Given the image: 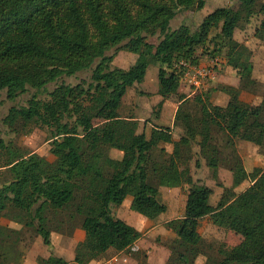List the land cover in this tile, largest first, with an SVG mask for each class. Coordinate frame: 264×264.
<instances>
[{
    "label": "trees",
    "instance_id": "16d2710c",
    "mask_svg": "<svg viewBox=\"0 0 264 264\" xmlns=\"http://www.w3.org/2000/svg\"><path fill=\"white\" fill-rule=\"evenodd\" d=\"M205 2L0 0V93L13 99L33 88L49 97L44 100L32 94L26 106H12L4 122L11 130H16L18 122L51 128L50 152L54 156L49 161L9 150L0 137V150H8L4 166L11 170L9 180L0 184V249L9 245L7 233L16 232L13 224L23 219L49 245L52 229L60 230L64 222L78 218L79 226H75L84 232V247L72 261L102 262L108 259L106 254L114 251L116 256L134 244L129 227L113 215L111 206L121 205L129 195L130 209L144 218L164 213L167 206L160 200L161 188L182 186L180 160L199 155L214 176L219 166H225L233 175L234 187L242 182L237 142L246 139L264 154V92L257 95L255 106L242 100L240 93L254 94L264 82L253 76L250 57L254 47L236 40L234 32L259 13L251 36L264 40V0H239L236 9L217 7L193 31L185 24L170 28L178 10H200ZM213 28L217 32L210 36ZM150 37H156V42H149ZM111 48L135 54L134 63L126 69L112 68L114 53L107 54ZM198 49L210 59L226 62L238 77L237 86H221L228 97L222 109L211 108L207 94L199 113H194L184 107L190 100L183 95L172 127L153 124L148 136L138 131L135 117L120 115L127 89L142 82L148 66L156 61L161 96L157 106L161 108L182 82L181 62H202ZM235 59L245 63L234 65ZM85 70H90L89 80L59 83L47 90L49 83ZM103 89L108 92L106 98L101 96ZM174 128L180 129L182 141L169 150ZM215 129L224 135V147L232 148L233 165L220 161ZM110 149L122 152L120 177L105 162ZM247 175L249 186L230 201L215 205L209 202L212 189L187 177L183 215L166 223L183 250L177 257L181 264H188L187 253L200 245L198 224L205 216L242 237L237 245L223 250V259L217 264H264V169L258 175L252 170ZM57 216L59 220L54 219ZM53 219L56 223L51 227ZM21 255L19 250L10 260ZM46 260L48 264H68L53 254Z\"/></svg>",
    "mask_w": 264,
    "mask_h": 264
},
{
    "label": "rangeland",
    "instance_id": "374dc122",
    "mask_svg": "<svg viewBox=\"0 0 264 264\" xmlns=\"http://www.w3.org/2000/svg\"><path fill=\"white\" fill-rule=\"evenodd\" d=\"M238 5L239 0H206L205 6L200 10H178L170 22V28L174 29L181 24H185L193 31L197 28L203 17L217 7H232L236 9ZM258 23L259 13H255L251 16L248 23L243 24L242 27L235 30L234 36L236 40L241 42L250 41L249 48L252 49L254 47L253 51L251 50L252 55L250 57L252 58L254 56L252 58L254 62V75L264 77V40L258 41L252 37ZM216 32L217 29L213 28L210 36H213ZM148 40L154 43L156 42V37H150ZM111 53H114V58L111 62L112 68L119 67L126 69L136 59L135 54L125 50L115 51L114 48H111L107 54ZM197 53H199L198 55H200L202 62H207L206 60L210 59L209 55L204 54L205 52L202 49H198ZM244 63L243 60L238 59H235L233 62L237 66L243 65ZM158 65L159 63L156 61L148 66L145 79L128 88L120 108V115L135 117L138 121V131L145 132L147 136L149 135L151 124L157 120V115L162 112V108H158L157 106L159 98L156 96L158 88L156 77ZM213 69L216 75L215 78L210 80L201 89H194L181 82L186 87L187 93L192 92L193 94L189 98L190 101L184 107H187L194 113H199V106L207 94L209 95V100L212 98L210 101L213 103L218 101L220 104H223L227 98V94L221 89V86L230 85L235 82V72L226 62L217 60ZM89 78L90 70L80 71L73 76H63L57 83H49L46 87L50 91L56 84H75L81 80L87 81ZM262 92H264V84L258 86L254 94L246 92V98L251 99L249 103L255 106L258 102L257 95H260ZM34 93L39 99L46 100L49 98L47 94L38 93L33 88H29L26 92L17 95L13 99L8 98L5 92L0 93V137L7 144L9 150H15L25 155L32 154L36 157L52 161L54 160V156L50 152L51 128L35 123L22 126L18 122L16 130H11L4 122V118L12 106H26L27 101ZM107 93V90L103 89L101 96L106 98ZM212 102L208 101L211 108L213 107ZM173 107L172 103L169 102L167 104L164 110V120L171 118ZM97 120L95 119V122ZM70 122L73 123V120H70ZM172 132L174 133V139L172 146H168L169 150L171 147H179L182 141L179 128H174ZM213 136L214 143L220 151V158L222 159L220 161L228 165H233L236 159L229 156L232 148L224 147V135L215 129L213 130ZM192 146L194 151L198 150L197 146ZM255 147L239 148L238 145V148H236L237 154L243 157V159H240L241 161L243 160L242 167L238 170V176L242 177L243 180L239 185V189L236 191L233 186V175L227 167L219 166L216 171V176H214L212 170L206 165L205 159L199 155H193L190 162L189 160L182 159L179 164L183 176L182 186L176 188H161L160 200L167 206V210L164 213L153 219L144 218L131 210L129 205L125 203L127 200L130 202V197L125 198L122 206L112 205L113 215L124 220L134 237V245L137 247L136 250L126 249L124 252L119 253L118 255L121 257L119 262L123 264H181V261H178L177 257L178 253H181L183 250L174 242L176 235L166 223L169 220L179 218L183 215L188 187L185 184L187 177L189 176L194 182L205 184L212 189L209 198L210 203H226L234 197L237 191L246 188L251 183V179L247 175L249 157L252 158V171L254 175H258L264 169L263 149L261 150L257 146ZM7 159L8 150H0V184L9 180L11 170L7 166H4ZM194 161L198 162V164L195 165ZM105 162L115 171L116 176L120 177L122 152L110 149ZM48 217H51L50 214H48ZM58 218L57 216L54 219L59 220ZM54 219L50 223L51 227L56 223ZM3 220L6 222L7 219ZM26 223L27 220L23 219L20 223L13 224L15 227L13 229H16V232L7 233V236H5V238H8L6 239V244L9 245L0 249V260L2 264H48L46 258L49 254L61 256L68 264H74L72 261L73 255L76 252H81L84 247L83 237L78 233L79 229L75 226H79L78 218L72 223L64 222L60 230L54 231L52 229L49 245L44 244L42 239L37 235L34 227ZM198 232L202 241L196 251L187 253L186 258L188 264H217L223 259V250L237 245L242 239L239 234L213 224L208 216L199 219ZM19 250L23 256L21 255L18 260H10V257ZM113 253L106 254V259H108L102 262H96V264H107L115 256L112 255Z\"/></svg>",
    "mask_w": 264,
    "mask_h": 264
},
{
    "label": "crops",
    "instance_id": "0c3cea01",
    "mask_svg": "<svg viewBox=\"0 0 264 264\" xmlns=\"http://www.w3.org/2000/svg\"><path fill=\"white\" fill-rule=\"evenodd\" d=\"M249 42L250 41H247V42H245L246 44H249ZM254 56H252V58H253ZM252 58H251V61H252V64H253V76L255 77V78H257V79H259V80H261L262 82H264V77H257V76H255L254 75V62H253V60H252ZM133 64V63H132ZM131 64V65H132ZM151 65V64H150ZM149 65V66H150ZM156 77H157V74H156ZM234 77H235V82L233 83V84H230V86H237L238 85V77L237 76H235L234 75ZM144 79H145V77H144ZM237 80V81H236ZM158 81V80H157ZM128 90V89H127ZM157 94H156V96H158V101H157V103L161 100V96L158 94V88H157V92H156ZM183 95H185L186 96V98L187 99H189V98H191L192 97V92L191 93H187V90H186V87H184L181 83L173 90V92H171V93H169L168 95H167V97L165 98V100L163 101V103H162V106H161V108H162V112L157 116V120H155L154 121V123H152L151 124V127H152V125L153 124H157V125H170L171 127H172V124H173V120H174V115H175V112H176V109H177V107H178V105H179V103L183 100ZM246 96H247V93H246V91H242L241 93H240V98L242 99V100H244V101H246V102H250V100L251 99H249V98H246ZM124 97V96H123ZM212 99V98H211ZM210 99V100H211ZM122 100H123V98H122ZM122 100H121V103H122ZM209 100V102H212V101H210ZM227 100H228V97L226 98V100H225V102L223 103V104H220L218 101L217 102H212V104H213V107L215 106L216 108H219V109H222L225 105H226V103H227ZM172 103L173 104V114L171 115V118H168V120L166 119V120H164L163 119V116H164V110L166 109V106H167V104L168 103ZM221 107H220V106ZM173 135H174V133H173ZM173 135H172V137H173ZM241 135L242 134H240V137H241ZM174 139V138H173ZM238 145H239V148L240 147H248V148H256L255 147V145L252 143V142H250V141H248V140H246V139H241V140H239L238 142H237V147H238ZM111 150H117V149H111ZM117 151H119V150H117ZM119 152H121V151H119ZM240 155V154H239ZM240 157H241V159H243V157L240 155ZM184 160V159H183ZM182 160H180L179 161V164H180V162H181ZM243 161V160H242ZM189 162H190V160H189ZM195 162V161H194ZM247 166L249 167V169H247V172H249V171H251L252 170V158L251 157H249V163L247 164ZM241 184V183H240ZM239 184V185H240ZM239 185L238 186H236L235 187V191L237 190V189H239ZM250 185V184H249ZM248 185V186H249ZM245 189V188H244ZM244 189H241L240 191H237V193H239V192H241V191H243ZM236 193V194H237ZM127 197H130L129 195L127 196ZM126 197V198H127ZM130 202H131V197H130ZM130 202H129V200H127L125 203H127L128 205H129V207H130ZM209 202H210V200H209ZM212 204V203H211ZM123 205V203L121 204V205H118V206H122ZM213 205H215V204H213ZM4 221V220H3ZM3 223H6L5 221L3 222ZM79 229V228H78ZM78 233L79 234H81L82 235V237L84 236V232L81 230V229H79V231H78ZM74 256V255H73ZM61 257V256H60ZM72 259H73V257H72ZM120 259H121V257L118 255V256H114L112 259H111V262H110V264H123L122 262H119L120 261ZM89 264H96V261H91Z\"/></svg>",
    "mask_w": 264,
    "mask_h": 264
},
{
    "label": "built area",
    "instance_id": "2783aa9c",
    "mask_svg": "<svg viewBox=\"0 0 264 264\" xmlns=\"http://www.w3.org/2000/svg\"><path fill=\"white\" fill-rule=\"evenodd\" d=\"M207 62H201L198 64L181 62V66L184 68L182 82L185 85L193 87L194 89H201L208 84L210 80L215 78L214 65L217 63V58L206 60ZM136 246L133 244L130 249L136 250ZM111 260L107 262L110 264Z\"/></svg>",
    "mask_w": 264,
    "mask_h": 264
}]
</instances>
